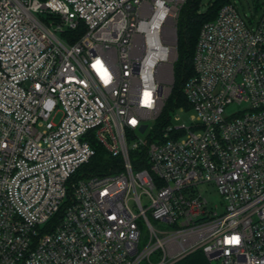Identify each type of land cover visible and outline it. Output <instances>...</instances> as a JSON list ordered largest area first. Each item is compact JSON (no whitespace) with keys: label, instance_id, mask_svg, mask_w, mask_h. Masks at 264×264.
Returning a JSON list of instances; mask_svg holds the SVG:
<instances>
[{"label":"built area","instance_id":"built-area-1","mask_svg":"<svg viewBox=\"0 0 264 264\" xmlns=\"http://www.w3.org/2000/svg\"><path fill=\"white\" fill-rule=\"evenodd\" d=\"M186 1L0 0V264H264V6L201 25L160 123Z\"/></svg>","mask_w":264,"mask_h":264},{"label":"trees","instance_id":"trees-1","mask_svg":"<svg viewBox=\"0 0 264 264\" xmlns=\"http://www.w3.org/2000/svg\"><path fill=\"white\" fill-rule=\"evenodd\" d=\"M231 0H213L209 2L205 9L202 0H187L183 5L177 25L176 52L177 59L173 66L174 84L169 98L165 104L163 113L159 117L160 123H165L170 112L179 106H187L185 97L182 94L181 86L183 81L193 74V53L197 35L204 22L215 18L218 9ZM84 32V27L80 24L74 30L63 33L65 40L74 42ZM95 155L92 160L83 166L81 170L90 169L95 173H103L113 168L118 158H112L106 150L93 141ZM174 264H209L201 250L194 251Z\"/></svg>","mask_w":264,"mask_h":264},{"label":"rangeland","instance_id":"rangeland-1","mask_svg":"<svg viewBox=\"0 0 264 264\" xmlns=\"http://www.w3.org/2000/svg\"><path fill=\"white\" fill-rule=\"evenodd\" d=\"M204 5L202 9H205L209 2L213 0H202ZM233 4L238 8L240 14L246 19L257 20L262 13V6H264V0H231ZM193 115V111H173L172 117L178 118L177 123H186L189 125L190 116ZM174 120V123H176ZM200 188L204 195L208 198L209 202L213 205H221V196L219 195L216 187L213 184H201ZM145 229V227H143Z\"/></svg>","mask_w":264,"mask_h":264},{"label":"snow or ice","instance_id":"snow-or-ice-1","mask_svg":"<svg viewBox=\"0 0 264 264\" xmlns=\"http://www.w3.org/2000/svg\"><path fill=\"white\" fill-rule=\"evenodd\" d=\"M236 242H238L239 238L238 237H235L233 238Z\"/></svg>","mask_w":264,"mask_h":264},{"label":"water","instance_id":"water-1","mask_svg":"<svg viewBox=\"0 0 264 264\" xmlns=\"http://www.w3.org/2000/svg\"><path fill=\"white\" fill-rule=\"evenodd\" d=\"M144 129H145V126H143V127L141 128V131H144Z\"/></svg>","mask_w":264,"mask_h":264},{"label":"clouds","instance_id":"clouds-1","mask_svg":"<svg viewBox=\"0 0 264 264\" xmlns=\"http://www.w3.org/2000/svg\"><path fill=\"white\" fill-rule=\"evenodd\" d=\"M231 243H236V241L233 239V240L231 241Z\"/></svg>","mask_w":264,"mask_h":264}]
</instances>
